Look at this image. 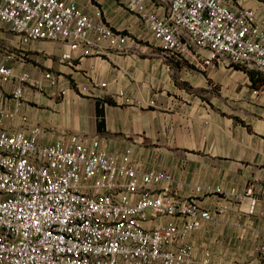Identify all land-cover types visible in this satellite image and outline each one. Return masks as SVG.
Instances as JSON below:
<instances>
[{
  "label": "built area",
  "instance_id": "obj_1",
  "mask_svg": "<svg viewBox=\"0 0 264 264\" xmlns=\"http://www.w3.org/2000/svg\"><path fill=\"white\" fill-rule=\"evenodd\" d=\"M118 1L163 53L195 48L208 52L207 66L222 60L264 73V29L251 9L232 0ZM0 23L23 45L65 43L66 61L77 50L84 56L126 53L135 44L80 0H0ZM43 78L55 85L51 73ZM0 80L14 83L17 101L15 112L0 110V122L16 116L28 85L46 91L42 80L7 64L0 65ZM42 137L39 126L0 129V264H212L211 251L198 258L188 237L214 217L178 198L172 174L143 170L130 150L111 152L101 139L72 134L44 144ZM230 194L239 202L250 199L254 212L253 185ZM165 217L181 223L154 224Z\"/></svg>",
  "mask_w": 264,
  "mask_h": 264
},
{
  "label": "crops",
  "instance_id": "obj_2",
  "mask_svg": "<svg viewBox=\"0 0 264 264\" xmlns=\"http://www.w3.org/2000/svg\"><path fill=\"white\" fill-rule=\"evenodd\" d=\"M94 1L99 5L80 0L87 12L99 10L113 29L127 32L135 42L128 52L84 56L77 50L66 61L65 43L23 45L0 23V65L27 72L46 86L40 92L28 85L16 116L0 122V129L39 126L44 144L76 134L101 139L117 154L130 150L143 170L172 174L178 198L213 215L214 222L188 237L198 258L208 250L212 264H264V73L222 60L207 66L208 52L195 48L163 53L145 27L138 29L141 22L133 13L116 10L111 0ZM232 2L253 10L264 29V0ZM249 71L257 75L251 78ZM46 73L55 85L44 80ZM14 88L0 80V110L15 112ZM98 101L104 103L101 129ZM249 185L259 200L253 213L250 199L239 202L230 194ZM170 222L181 219L165 217L154 224Z\"/></svg>",
  "mask_w": 264,
  "mask_h": 264
},
{
  "label": "trees",
  "instance_id": "obj_3",
  "mask_svg": "<svg viewBox=\"0 0 264 264\" xmlns=\"http://www.w3.org/2000/svg\"><path fill=\"white\" fill-rule=\"evenodd\" d=\"M122 33L126 34L127 32L126 31H122ZM234 66H238V65H234ZM249 74L251 76V78H254L257 74L254 72V71H249ZM105 102H108L109 104H112V102L110 101H105ZM104 103L98 101L97 103V114H98V117L100 118V120L98 121V128H103L104 126V118H103V112H102V105Z\"/></svg>",
  "mask_w": 264,
  "mask_h": 264
},
{
  "label": "rangeland",
  "instance_id": "obj_4",
  "mask_svg": "<svg viewBox=\"0 0 264 264\" xmlns=\"http://www.w3.org/2000/svg\"><path fill=\"white\" fill-rule=\"evenodd\" d=\"M88 3L90 4H93L95 6H98L99 4L96 3L94 0H87ZM111 4L113 5V7L117 8L118 9H121V10H124L125 8L123 7V5L118 1V0H111ZM126 10V9H125ZM101 12V11H100ZM102 13V12H101ZM102 16H103V13H102ZM144 26H142V24H139V28L138 29H143ZM148 30L145 29V32H147Z\"/></svg>",
  "mask_w": 264,
  "mask_h": 264
}]
</instances>
